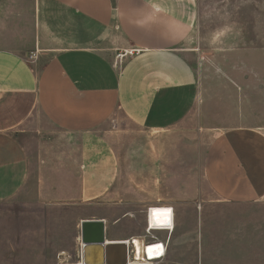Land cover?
Here are the masks:
<instances>
[{
    "label": "crops",
    "instance_id": "1",
    "mask_svg": "<svg viewBox=\"0 0 264 264\" xmlns=\"http://www.w3.org/2000/svg\"><path fill=\"white\" fill-rule=\"evenodd\" d=\"M200 9L0 0V203L41 204L45 234L56 211L85 209L76 226L101 219L121 241L136 236L109 226L156 204L176 226L197 202L204 227L206 189L228 205L264 200V0L256 32L245 8L220 24ZM73 240L72 226L42 249L69 256Z\"/></svg>",
    "mask_w": 264,
    "mask_h": 264
},
{
    "label": "rangeland",
    "instance_id": "2",
    "mask_svg": "<svg viewBox=\"0 0 264 264\" xmlns=\"http://www.w3.org/2000/svg\"><path fill=\"white\" fill-rule=\"evenodd\" d=\"M258 1L201 0L200 10L203 17H215L220 24L226 17L240 20L242 8H245L249 15V31L256 32L252 17L256 14ZM205 193L209 195L208 200L200 203L205 216L204 227L202 224L199 226V203L185 204L184 210L182 208L176 217L177 224L172 234L174 242L161 264H264V200L234 206L213 198L207 189ZM84 210H72V219H68V209L56 211L61 219L58 221L56 218L55 225L52 221L50 229L53 232L45 234L41 204H24L17 200L0 203V264L78 262L75 247L78 249L80 242V227L76 224L80 215L90 212ZM143 224L144 217L138 212L111 224L107 234L110 237L121 233L128 226L133 236H140ZM72 226L71 255L59 250H51V255L50 250L42 249L46 241L53 246L64 245ZM56 252L60 253L58 257H55Z\"/></svg>",
    "mask_w": 264,
    "mask_h": 264
},
{
    "label": "built area",
    "instance_id": "3",
    "mask_svg": "<svg viewBox=\"0 0 264 264\" xmlns=\"http://www.w3.org/2000/svg\"><path fill=\"white\" fill-rule=\"evenodd\" d=\"M125 54V51L116 53V61L120 62ZM144 213L143 233L120 241L126 248L124 264H161L167 256L170 236L175 226L173 207L156 204L146 207ZM152 216L161 217L164 223L152 224ZM158 231H165L166 236L158 235Z\"/></svg>",
    "mask_w": 264,
    "mask_h": 264
},
{
    "label": "water",
    "instance_id": "4",
    "mask_svg": "<svg viewBox=\"0 0 264 264\" xmlns=\"http://www.w3.org/2000/svg\"><path fill=\"white\" fill-rule=\"evenodd\" d=\"M106 224L101 219H84L80 222V261L82 264H124L126 248L120 241L105 239ZM121 250L117 261L110 258V250Z\"/></svg>",
    "mask_w": 264,
    "mask_h": 264
},
{
    "label": "bare ground",
    "instance_id": "5",
    "mask_svg": "<svg viewBox=\"0 0 264 264\" xmlns=\"http://www.w3.org/2000/svg\"><path fill=\"white\" fill-rule=\"evenodd\" d=\"M151 222H152V224H163L164 223V221L161 220V217H159V216H152L151 217ZM107 241H108L107 243H110L109 240H107ZM120 254H121V250L120 249L112 248L110 250V258H111V260L117 261L119 259V257H120ZM59 264H69V263H59ZM73 264H82V262L79 260L77 263H73Z\"/></svg>",
    "mask_w": 264,
    "mask_h": 264
}]
</instances>
